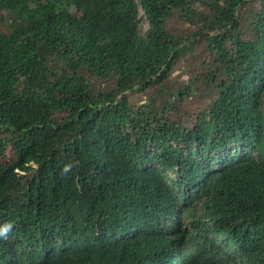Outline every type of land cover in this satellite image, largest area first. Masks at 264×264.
Returning a JSON list of instances; mask_svg holds the SVG:
<instances>
[{
  "label": "trees",
  "instance_id": "trees-1",
  "mask_svg": "<svg viewBox=\"0 0 264 264\" xmlns=\"http://www.w3.org/2000/svg\"><path fill=\"white\" fill-rule=\"evenodd\" d=\"M245 1L0 0V264H264V0ZM201 39L211 58L171 76ZM212 133L230 146L196 157Z\"/></svg>",
  "mask_w": 264,
  "mask_h": 264
},
{
  "label": "rangeland",
  "instance_id": "rangeland-1",
  "mask_svg": "<svg viewBox=\"0 0 264 264\" xmlns=\"http://www.w3.org/2000/svg\"><path fill=\"white\" fill-rule=\"evenodd\" d=\"M261 0H246L242 7H240L237 10L236 15L241 16L244 14L245 11H249L250 9L259 10L261 8ZM250 18L248 20L240 19L242 31L244 32V36L247 38L251 35V28H250V21L254 16V13H251ZM180 25L181 27H179ZM170 26L172 27H179V31L184 32L189 28H186L185 26H189L188 24L181 25L178 23V20L174 19L171 21ZM192 27V26H191ZM189 31V30H188ZM195 49L193 51L186 50V52L183 53V57H181L178 61L179 65H176L171 72V76H176L178 80H188L192 72L195 74L201 70L200 67V61L203 59H210L211 56L209 55L208 51L206 50L207 42L203 39L197 41ZM184 82V81H183ZM199 96H194L191 101L192 103L190 105V110L193 113V115H196L198 113H201L205 111L206 105L210 103L208 100L204 99L202 100V96L198 94ZM133 99L136 103H142L145 102V100L148 99L147 95H139L135 94L133 95ZM186 104H184L185 106ZM183 106V107H184ZM193 121V119H192ZM191 121V122H192Z\"/></svg>",
  "mask_w": 264,
  "mask_h": 264
},
{
  "label": "clouds",
  "instance_id": "clouds-1",
  "mask_svg": "<svg viewBox=\"0 0 264 264\" xmlns=\"http://www.w3.org/2000/svg\"><path fill=\"white\" fill-rule=\"evenodd\" d=\"M232 137L231 134H227L226 136L223 135H216L215 133H212L209 138L207 140H211L212 143L209 144L208 142L204 141L203 143V148L201 151L197 150V154L196 157L198 156H204V155H208L210 152L212 153H216V151H225L229 146H230V138ZM69 169L67 166H65V168L63 169L64 172H67ZM115 168L111 167L109 169H106L105 171L112 172L114 171ZM168 176L170 178H174L176 179L178 177V174L174 172L173 169L169 170ZM189 199V196H186V198L182 201H184V207L188 208L189 205H194L195 201L194 200H187ZM176 215L178 217H183L184 216V212L181 210L180 207L177 208V213ZM187 219V218H186ZM12 225L10 223L8 224H4V225H0V237H7L8 232L10 231ZM228 251V250H227ZM226 252V249L223 250V253Z\"/></svg>",
  "mask_w": 264,
  "mask_h": 264
}]
</instances>
